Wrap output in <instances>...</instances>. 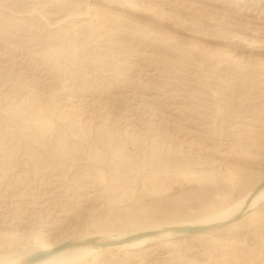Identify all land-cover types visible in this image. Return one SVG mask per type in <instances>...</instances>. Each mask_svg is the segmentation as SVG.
<instances>
[{"label":"rangeland","instance_id":"obj_1","mask_svg":"<svg viewBox=\"0 0 264 264\" xmlns=\"http://www.w3.org/2000/svg\"><path fill=\"white\" fill-rule=\"evenodd\" d=\"M262 181L264 0H0V254L202 218ZM242 215L78 264H264V200Z\"/></svg>","mask_w":264,"mask_h":264},{"label":"bare ground","instance_id":"obj_2","mask_svg":"<svg viewBox=\"0 0 264 264\" xmlns=\"http://www.w3.org/2000/svg\"><path fill=\"white\" fill-rule=\"evenodd\" d=\"M258 185L247 191L239 200L236 202L234 201L235 203H232V205L229 207L227 206V208L220 209L202 218L184 222L177 221L164 227L160 225H153L142 228L141 230L134 229L130 230L127 235H121L119 233L110 236L101 234H85L80 239L69 240L60 243H46L39 245L40 247L35 249H28L27 247L22 246L18 250L0 254V264H78L82 262L89 254L100 250L134 249L149 243L152 239H158L173 233H185L180 232L177 229L175 230V228L178 227L211 226L226 222L231 219H234L233 221H238L239 218L237 216L241 211L246 208V213L249 210H252L259 202L264 200V186L260 187L258 191H255V188H257ZM153 231H159V233L151 235L147 234L148 232ZM197 233L204 232L202 231ZM95 237H97L96 244L89 241L90 238ZM106 241H110L111 243L102 246L101 242ZM65 243L66 245H64ZM55 248L58 249L48 256L33 262L25 263L27 258L33 253L45 250H53Z\"/></svg>","mask_w":264,"mask_h":264},{"label":"water","instance_id":"obj_3","mask_svg":"<svg viewBox=\"0 0 264 264\" xmlns=\"http://www.w3.org/2000/svg\"><path fill=\"white\" fill-rule=\"evenodd\" d=\"M262 186H264V181L261 182V184H259L257 186V188H255V191H258L260 189V187H262ZM245 210H246V208L243 211H241L237 217L239 218L245 212ZM233 220L234 219H231V220H228L226 222L211 225V226L178 227V228H175V230L177 229L180 232H185V233H189V234L190 233H197V232L207 231L210 229L221 228ZM156 233H157V231H153V232H148L147 234L151 235V234H156ZM96 240H97V237L89 239V241L94 242L95 244H96ZM109 243H111V242L110 241L101 242V245L104 246V245L109 244ZM64 245H66V243ZM59 247H62V246H59ZM57 249L58 248H55L53 250H45V251H39V252L33 253L31 256H29L27 258L25 263H29V262H33V261L42 259V258L48 256L49 254H51L52 252L56 251Z\"/></svg>","mask_w":264,"mask_h":264}]
</instances>
